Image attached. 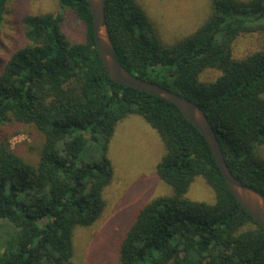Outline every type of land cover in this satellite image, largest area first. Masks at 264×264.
<instances>
[{"label":"trees","instance_id":"16d2710c","mask_svg":"<svg viewBox=\"0 0 264 264\" xmlns=\"http://www.w3.org/2000/svg\"><path fill=\"white\" fill-rule=\"evenodd\" d=\"M9 0H0V20ZM84 24L68 37L65 17L25 18L27 44L0 70V126L37 131V157L0 134V264H75L77 227L104 213L113 179L108 157L118 125L141 115L166 152L157 166L173 193L148 203L119 249V264H264V227L231 193L202 132L177 105L112 80L97 50L88 0H58ZM210 14L168 45L138 0H107L106 19L121 64L132 74L195 101L207 114L233 174L264 193V49L238 58V36L264 31V0H210ZM210 68L221 71L201 80ZM91 141L102 161H84ZM202 176L216 201L186 196Z\"/></svg>","mask_w":264,"mask_h":264},{"label":"rangeland","instance_id":"374dc122","mask_svg":"<svg viewBox=\"0 0 264 264\" xmlns=\"http://www.w3.org/2000/svg\"><path fill=\"white\" fill-rule=\"evenodd\" d=\"M156 28L159 38L174 44L194 32L210 14V0H138ZM46 13L65 17L68 37L86 39L83 22L71 11L63 10L58 0H9L0 20V70L11 55L27 44L24 20L29 15ZM264 49V31L244 33L233 44L234 54L245 57ZM221 71L206 69L201 80H215ZM10 135L13 148L36 158L35 145L41 135L30 127L10 120L0 126V134ZM166 149L160 135L141 115H131L117 127L108 150L113 179L105 188L107 202L101 218L92 226H79L74 232L75 264H119V249L127 231L141 209L154 199L168 196L173 188L157 173ZM84 161H102L99 143L91 141L82 153ZM186 196L192 200L214 203L215 190L198 176Z\"/></svg>","mask_w":264,"mask_h":264},{"label":"water","instance_id":"95a60500","mask_svg":"<svg viewBox=\"0 0 264 264\" xmlns=\"http://www.w3.org/2000/svg\"><path fill=\"white\" fill-rule=\"evenodd\" d=\"M93 15V29L99 57L110 78L174 103L202 132L207 139L224 179L236 200L255 217L264 227V193L257 188L243 183L229 168L224 157L216 131L207 114L193 100L172 91L158 83L142 79L129 72L119 61L109 32L106 19L107 0H88Z\"/></svg>","mask_w":264,"mask_h":264}]
</instances>
